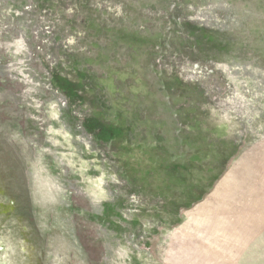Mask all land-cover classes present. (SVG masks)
I'll list each match as a JSON object with an SVG mask.
<instances>
[{
  "label": "rangeland",
  "instance_id": "1",
  "mask_svg": "<svg viewBox=\"0 0 264 264\" xmlns=\"http://www.w3.org/2000/svg\"><path fill=\"white\" fill-rule=\"evenodd\" d=\"M0 264H264V0H0Z\"/></svg>",
  "mask_w": 264,
  "mask_h": 264
}]
</instances>
